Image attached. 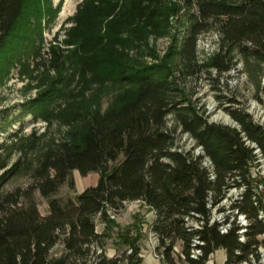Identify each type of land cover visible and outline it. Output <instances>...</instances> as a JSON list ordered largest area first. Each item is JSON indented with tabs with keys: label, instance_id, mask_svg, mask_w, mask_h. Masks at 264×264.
Masks as SVG:
<instances>
[{
	"label": "trees",
	"instance_id": "16d2710c",
	"mask_svg": "<svg viewBox=\"0 0 264 264\" xmlns=\"http://www.w3.org/2000/svg\"><path fill=\"white\" fill-rule=\"evenodd\" d=\"M50 2L0 0V71L40 53L41 21L55 15ZM179 8L186 12L183 31L161 60L147 63L143 55L155 56L150 36L165 33L169 16ZM70 20L62 42L49 47L62 85L22 103L17 117H0V132L29 114L33 120L48 119L54 101L74 81L81 91L93 90L86 99L66 101V137L43 151L31 184L0 195V264H142L144 221L139 214L124 226L115 219L134 201L154 213L150 230L162 263L205 264L223 248L224 264H258L264 249V217H259L264 200L254 190L252 143L264 161V124L234 105L225 110L235 125L209 121L184 82L202 71L218 80L236 53L264 65V0H83ZM211 30L218 35V49L199 62L198 36ZM132 49L136 54L129 53ZM107 83L119 89L101 110V94L111 89ZM177 131L202 154L181 148ZM74 170L97 172L96 184L59 196L62 184L73 187ZM241 186L229 206L232 214L224 216L230 227L222 233L219 222H209L212 209L223 212L218 206L229 189ZM35 191L47 201L44 215ZM238 214L247 221L242 234ZM108 240L115 249L112 256ZM194 249L200 252L196 257Z\"/></svg>",
	"mask_w": 264,
	"mask_h": 264
},
{
	"label": "rangeland",
	"instance_id": "374dc122",
	"mask_svg": "<svg viewBox=\"0 0 264 264\" xmlns=\"http://www.w3.org/2000/svg\"><path fill=\"white\" fill-rule=\"evenodd\" d=\"M83 0H51V8L55 15L52 20L44 17L41 21L42 44L40 53L36 57H27L24 63H16L5 71H0V117L7 115L9 120L17 117L20 112V105L29 101L44 90L57 87L61 84L60 72L52 67L49 59V47L51 44L62 42L65 38L66 30L72 26L70 17L75 13L78 5ZM187 23L186 12L179 8L177 12L170 15L166 31L160 35H151L149 44L154 49V57L143 55L142 58L147 63H154L161 60L172 45L173 38L179 36ZM55 40H57L55 42ZM218 35L211 30L201 33L197 40V57L199 62H204L218 49ZM136 54L135 49L129 51ZM65 54V53H64ZM156 57V58H155ZM66 74V70H62ZM215 76L214 71L212 72ZM209 74L202 71L195 77L185 80V87L190 98L200 107L209 121L235 125V122L225 110L228 105L243 107L256 121L264 123V65L252 59H244L239 54H235L233 65L226 73L221 74L218 80H213ZM218 81V82H217ZM107 88H111L109 93L101 94L99 105L101 110L105 109L113 95L118 91L117 86L107 83ZM69 90L62 98L54 101L52 106L53 114L48 119L37 117L35 120L26 115L23 120L13 121L6 130L0 132V195L11 191L17 187L27 188L32 182V171L41 158L43 151L53 143L66 137L70 127L66 113V101L75 99H86L93 90L84 89L74 81L69 86ZM73 92L76 96L73 97ZM259 98V99H258ZM22 123V124H21ZM168 124L172 126L169 119ZM177 144L181 148H193L195 146L186 134L177 131ZM252 167V172L255 168ZM73 187L68 183L61 185L58 195H74L88 186L95 185L98 178L97 172H90L86 175L74 170L71 174ZM3 178V179H1ZM238 188H230L227 196L223 198L218 207H223L224 211L213 210L214 215L219 213L225 216L231 215L229 206L231 201L237 197ZM34 196L38 202L39 212L44 215L47 212V201L42 198L37 191ZM152 213L147 207L141 206L139 202H129L124 209L116 215L115 219L121 225L132 222V216L139 214L144 221L143 229L146 235L141 240V255L143 263L147 264L149 258L153 257L161 264V257L155 252L157 240L150 230ZM96 229L102 230V224L98 217ZM107 254L112 256L115 253L111 240L107 242ZM123 246L121 249H126ZM175 250L179 251L180 246L176 244ZM121 252V251H120ZM155 252L157 257L152 255ZM160 262V263H159ZM164 264V263H162ZM176 264H184L178 261Z\"/></svg>",
	"mask_w": 264,
	"mask_h": 264
},
{
	"label": "built area",
	"instance_id": "2783aa9c",
	"mask_svg": "<svg viewBox=\"0 0 264 264\" xmlns=\"http://www.w3.org/2000/svg\"><path fill=\"white\" fill-rule=\"evenodd\" d=\"M264 124V123H263ZM191 141L192 139L189 138ZM193 143V141H192ZM252 146L254 147V153L257 155V158L256 160L254 161V166L258 165L256 168H255V171L252 172V176L254 178V190L257 194H259L261 197H263V200H264V161L263 159L261 158V153L259 151V148L256 147L255 144L252 143ZM195 153L196 154H202V150L199 146H196L195 147ZM203 164L204 166H206L208 169H209V175H210V178L213 179L214 178V174H213V171H212V165H211V162L208 160V159H204L203 160ZM244 186H241L239 189V192L238 194L243 190ZM208 206H210V204L208 203ZM213 210H216V208H213L212 209V213H211V216H210V219H209V222H214V221H217L220 223V226H219V230L220 232L224 233L228 230V228L230 227V223L229 222H225V218L223 216V214L219 213L218 215H214L213 214ZM259 217H264V212L260 211V214H259ZM237 222L239 223L241 227V229L239 230V233L242 234L243 231L245 230V226L247 224V221L244 217V215L242 214H238L237 216ZM202 221H199V222H194L193 225L195 227H199V224H201ZM241 240H243V237L241 236L240 237ZM196 243H201L199 242L198 240L194 239V244ZM199 250L198 249H194L192 250V256L193 257H196L197 254H199ZM260 254H261V258L258 262V264H264V249L263 248H260ZM241 264H249L247 262H243ZM256 264V263H254Z\"/></svg>",
	"mask_w": 264,
	"mask_h": 264
},
{
	"label": "crops",
	"instance_id": "0c3cea01",
	"mask_svg": "<svg viewBox=\"0 0 264 264\" xmlns=\"http://www.w3.org/2000/svg\"><path fill=\"white\" fill-rule=\"evenodd\" d=\"M151 212L152 213H148V214H151L152 220H153L154 219V213H153V211H151ZM152 255L155 256V257H157V255H156L155 252H152ZM225 259H226V251H225V249H223V248H217L216 250H214L209 255V257H208V259H207V261H206L205 264H224ZM148 260H149V262L147 264H158V261H159V259L156 260L153 257H150ZM142 263H143V261H142Z\"/></svg>",
	"mask_w": 264,
	"mask_h": 264
}]
</instances>
